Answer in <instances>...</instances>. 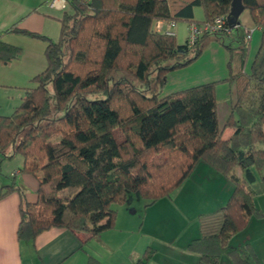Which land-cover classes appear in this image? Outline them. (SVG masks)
Wrapping results in <instances>:
<instances>
[{"label":"trees","instance_id":"16d2710c","mask_svg":"<svg viewBox=\"0 0 264 264\" xmlns=\"http://www.w3.org/2000/svg\"><path fill=\"white\" fill-rule=\"evenodd\" d=\"M230 6L231 0H68L57 41L18 25L2 32L0 37L15 34L46 44L45 69L31 80L33 87L23 89L13 113L0 116V176L2 163L18 156L19 174H41L35 203L24 201L15 177L0 186V200L20 193V241L33 243L53 228L94 237L114 226L113 206L124 205L129 194L151 206L205 164L233 189L224 207L199 216V237L187 251L199 256L198 264H220L222 257L261 264L251 245L234 248L230 240L263 216L254 198L264 194V0H243L260 30L249 73V44L223 42L227 20L222 34H204L193 46L155 29L157 22L212 24L226 19ZM196 7L201 21L194 20ZM206 38L228 52V78L162 97L167 75L198 60ZM21 54L0 41V67ZM221 83L237 88L227 140L216 115L215 87ZM159 155L163 160L155 163ZM154 254L148 247L131 259L148 264ZM86 264L102 263L89 257Z\"/></svg>","mask_w":264,"mask_h":264},{"label":"crops","instance_id":"0c3cea01","mask_svg":"<svg viewBox=\"0 0 264 264\" xmlns=\"http://www.w3.org/2000/svg\"><path fill=\"white\" fill-rule=\"evenodd\" d=\"M52 1L0 0V35L13 25H18L28 32L57 41L60 34L59 18L66 10V5L57 0L55 7H51ZM239 24L236 31L242 34L245 28L254 27L248 11L240 15ZM233 30L229 38L233 37ZM177 31L180 33V28ZM187 37L186 31L184 43ZM0 41L22 51L20 57L9 66L0 67V89L17 87L21 90L17 96L12 92L11 95L9 92L2 94L5 108L0 109V116H8L21 103L23 89L30 87L28 80L45 69L43 54L46 44L15 34L3 35ZM253 43L258 49L259 29L254 31L248 43L250 55ZM217 46L220 49V52H216L220 61L211 62L200 72L189 73V66L169 73L165 86L169 89V95L170 92L228 78L229 73L224 72L221 63L227 67L228 52H223ZM236 94L234 83H221L215 87L218 127L224 140L233 134L232 129H225V124L236 102ZM16 97L19 101L15 100ZM22 163V158L18 157L3 162L2 176L15 177V184L23 193L24 201L35 203L40 177L19 174ZM232 189L231 182L207 165L200 164L192 176L172 194L173 200L160 199L147 207L146 201L137 194H129L127 202L117 209L111 229L92 237L86 232L53 228L41 233L33 243L18 239L22 199L19 191L13 192L0 200V264H86L89 257L102 264H133L131 256L142 254L148 247L155 250L148 264H198L199 256L186 249L191 241L199 237L198 218L224 207ZM254 205L263 216L252 218L231 238L230 246L238 248L245 244L251 245L260 263L264 264V194L254 198ZM220 264L232 263L227 257H222Z\"/></svg>","mask_w":264,"mask_h":264},{"label":"rangeland","instance_id":"374dc122","mask_svg":"<svg viewBox=\"0 0 264 264\" xmlns=\"http://www.w3.org/2000/svg\"><path fill=\"white\" fill-rule=\"evenodd\" d=\"M194 17H195V19L197 21H201L203 19V13H202V10L200 8H196L195 9ZM176 25H177V27L175 29V37H176V33H177L176 41H177L178 44H184V38L186 36V31H187L186 23H184V22H178V23H176ZM178 28H180V33H178V31L176 32V30H178ZM185 28H186V30H185ZM181 30H183L185 33L183 31H181ZM222 38H223V42L226 45L227 44L228 45L230 44L234 48H237L238 46H240L242 44H245V36H243V34H242L241 31L233 30V37H230L229 38L227 35H224ZM36 41H39V40H36ZM39 42H42V41H39ZM42 43H44V42H42ZM217 45H219L224 50L223 52H226V49H224L223 46H221L220 44H218V42H216L215 39H213V38H206L205 41H204V43H203V53H202L201 57L198 60L195 61L196 63L194 62L195 64L192 63L191 65H189L191 67L188 69L189 70L188 72L189 73H192V72H200V71L204 70L205 68H207L209 66V64H211V62L217 61V60L220 61V56L217 55V53H216V52H220V49H218V46ZM256 49H257L256 48V45H254V43H253L252 46H251V55H250V58H249V61H248V64H247L246 70H245L247 73H249V71H250L251 63H252L253 57H254V55L256 53ZM43 58H44V61L46 62V59H45V55L44 54H43ZM221 63H222V68H223L224 72L226 71V73H228V69L226 67V64L224 65L223 62H221ZM185 68H187V67H185ZM168 75H167V77H168ZM33 78H31L30 80H28L30 82V87H33L34 86L31 83V80ZM168 90L169 89H167V87H164L161 96L163 97L165 95H169ZM177 91H181V90H177ZM8 92H9L10 95H11V92H12L13 95H16L17 96L18 93L21 92V90H20V88H17V87H9V88H6V89H0V99H2V100H0V109L1 108H3V109L5 108V105L3 104V102L5 101V100H3L4 99V95H2V94H7ZM174 92H176V91H174ZM174 92H170V94L171 93H174ZM16 98H15V100L19 101V98H17V99ZM114 135L117 138V140H119V141H122L123 140V135L121 134V132L119 130H116L114 132ZM18 158H21V157L18 156ZM162 160H163V156L162 155H159L156 158H154V162L155 163H159ZM7 164H9V163H7ZM1 173H2V170H1ZM236 173L239 174L240 171L237 170ZM38 176L41 177V174H38ZM12 180H13L12 177H9L8 176V178H5V177L2 176V177H0V185L1 186L8 185V184H10L12 182ZM165 199H172L173 200L172 196L171 197H166ZM119 207L120 206H113V209L115 211H117V209H119Z\"/></svg>","mask_w":264,"mask_h":264},{"label":"built area","instance_id":"2783aa9c","mask_svg":"<svg viewBox=\"0 0 264 264\" xmlns=\"http://www.w3.org/2000/svg\"><path fill=\"white\" fill-rule=\"evenodd\" d=\"M64 5H67L68 0H59ZM57 0H53L50 4L51 7H55ZM226 24V19L223 17H217L212 24H204V25H197L195 23L187 24V44L188 46H193L204 34H214L220 35L222 34L223 27ZM176 23L175 22H157L155 24V29L159 32L164 33L168 36H175V29ZM258 29L257 27H249L243 30V34L245 36V42L249 43L252 38V34L254 31ZM231 29L228 28L226 30L225 35H230Z\"/></svg>","mask_w":264,"mask_h":264},{"label":"water","instance_id":"95a60500","mask_svg":"<svg viewBox=\"0 0 264 264\" xmlns=\"http://www.w3.org/2000/svg\"><path fill=\"white\" fill-rule=\"evenodd\" d=\"M244 11L243 0H231L229 14L226 17L227 24L230 28L238 27L240 15Z\"/></svg>","mask_w":264,"mask_h":264}]
</instances>
